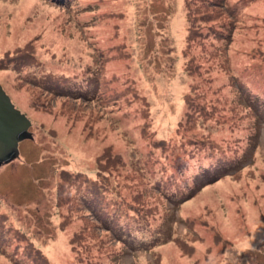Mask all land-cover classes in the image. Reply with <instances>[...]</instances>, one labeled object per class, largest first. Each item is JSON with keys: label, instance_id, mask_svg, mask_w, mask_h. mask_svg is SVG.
<instances>
[{"label": "rangeland", "instance_id": "374dc122", "mask_svg": "<svg viewBox=\"0 0 264 264\" xmlns=\"http://www.w3.org/2000/svg\"><path fill=\"white\" fill-rule=\"evenodd\" d=\"M0 264H264V0H0Z\"/></svg>", "mask_w": 264, "mask_h": 264}, {"label": "water", "instance_id": "95a60500", "mask_svg": "<svg viewBox=\"0 0 264 264\" xmlns=\"http://www.w3.org/2000/svg\"><path fill=\"white\" fill-rule=\"evenodd\" d=\"M31 123L0 86V167L19 158L18 145L31 138Z\"/></svg>", "mask_w": 264, "mask_h": 264}]
</instances>
